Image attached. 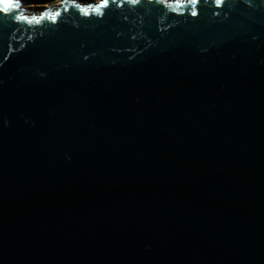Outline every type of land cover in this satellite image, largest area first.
Listing matches in <instances>:
<instances>
[{
  "label": "water",
  "instance_id": "1",
  "mask_svg": "<svg viewBox=\"0 0 264 264\" xmlns=\"http://www.w3.org/2000/svg\"><path fill=\"white\" fill-rule=\"evenodd\" d=\"M0 264H264V0H0Z\"/></svg>",
  "mask_w": 264,
  "mask_h": 264
},
{
  "label": "rangeland",
  "instance_id": "2",
  "mask_svg": "<svg viewBox=\"0 0 264 264\" xmlns=\"http://www.w3.org/2000/svg\"><path fill=\"white\" fill-rule=\"evenodd\" d=\"M29 3L30 9H40L44 7L48 0H26ZM51 3L56 4L58 0H49ZM90 1V0H84Z\"/></svg>",
  "mask_w": 264,
  "mask_h": 264
},
{
  "label": "snow or ice",
  "instance_id": "3",
  "mask_svg": "<svg viewBox=\"0 0 264 264\" xmlns=\"http://www.w3.org/2000/svg\"><path fill=\"white\" fill-rule=\"evenodd\" d=\"M133 2H136V0H133ZM189 2H190L191 4H193V5H195V4L198 3V0H189ZM215 2H216L217 4H220V3H222V0H215ZM103 3H104V5H106V4L108 3V0H103ZM17 6H18V5H17ZM4 10H5V11H8V8L5 7ZM95 11H96V12H100V7H97V8L95 9ZM192 14H193V15H196V12L193 11ZM55 18H56L55 16L52 17L53 20H54ZM21 19H25V18H24V17H21Z\"/></svg>",
  "mask_w": 264,
  "mask_h": 264
}]
</instances>
